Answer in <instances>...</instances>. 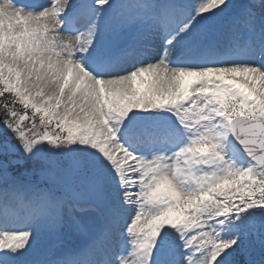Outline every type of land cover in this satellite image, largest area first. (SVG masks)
<instances>
[{
	"label": "snow or ice",
	"instance_id": "1",
	"mask_svg": "<svg viewBox=\"0 0 264 264\" xmlns=\"http://www.w3.org/2000/svg\"><path fill=\"white\" fill-rule=\"evenodd\" d=\"M0 264H264V0H0Z\"/></svg>",
	"mask_w": 264,
	"mask_h": 264
}]
</instances>
